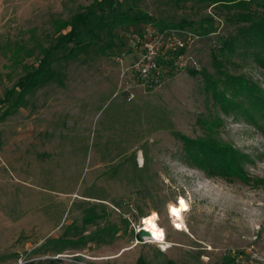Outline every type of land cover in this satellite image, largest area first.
<instances>
[{
	"label": "rangeland",
	"instance_id": "obj_1",
	"mask_svg": "<svg viewBox=\"0 0 264 264\" xmlns=\"http://www.w3.org/2000/svg\"><path fill=\"white\" fill-rule=\"evenodd\" d=\"M93 1L0 0V99L37 64L41 49L69 29L64 23ZM119 1L118 10L131 7L153 22L96 29L85 52L53 64L63 72L62 85L52 82L25 94L26 105L13 111L14 94L0 105V264H264V117L244 94L236 97L242 109L224 112L209 86L224 78L212 60L217 54L221 71L264 89V67L254 54L261 48L237 37L234 52L220 54L222 39L242 25L232 10L204 8L195 0ZM251 8L264 13V5ZM154 21L183 25L199 37L159 89L124 91L127 34ZM108 105L112 113L106 117ZM148 111L165 112L172 127L191 139L212 137L243 153L245 176L194 164L178 137L147 122ZM134 165L144 171L136 174ZM93 195L104 200L87 197ZM180 197L187 210L177 229L169 207ZM100 201L106 212L100 225L118 227L108 243L93 237L95 226L81 222L80 203ZM152 213L167 248L134 236ZM67 226L72 232L78 226L88 240L55 253L53 243L45 242Z\"/></svg>",
	"mask_w": 264,
	"mask_h": 264
},
{
	"label": "trees",
	"instance_id": "obj_2",
	"mask_svg": "<svg viewBox=\"0 0 264 264\" xmlns=\"http://www.w3.org/2000/svg\"><path fill=\"white\" fill-rule=\"evenodd\" d=\"M176 2L186 0H175ZM201 2L203 7H215L226 9L228 12L232 10L231 16L239 25L237 33L228 38H223L219 46L221 55L234 52V40L241 39L246 46H259L261 51L254 52L255 58L259 64L264 67V13L258 12L251 8V5H264V0H195ZM121 2L119 0H94L89 6L78 10L72 20L64 23V28L68 26V30L59 34L55 43H52L48 48L41 49V58L38 59L37 64L32 66V69L25 70V75L22 76L15 85L7 92L3 98L0 99V105L8 103L15 95V99L11 101V111L18 106H25V94L34 91L35 89L45 86L49 83L55 82L59 85L63 84V72L56 69L53 64L60 63L62 60H68L76 57L78 54L85 52L92 44L97 36L94 31L96 29H112L117 25L134 24L141 21L151 20L146 15L136 13L131 7L118 10ZM149 22V21H148ZM158 27H182L183 25H172L165 21L155 22ZM208 32L206 30L202 31ZM109 46L110 44H106ZM25 56L31 55V49L25 47ZM18 51V50H17ZM105 53V51H102ZM213 63L224 78L220 80H211L209 86L213 90V96L219 102L223 111L226 113L233 110L242 109L240 101L236 100L239 94H244L245 97L251 99V105L260 112L264 117V89L256 83L242 75L227 74L221 71L223 61L218 58L217 54H213ZM29 67V66H28ZM208 78L210 76L206 75ZM222 82L225 88L219 89L217 83ZM233 90L229 96L226 95V90ZM13 96V97H12ZM111 105L104 109L106 117L111 116ZM246 113L247 110H244ZM248 116H252L247 113ZM145 119L152 121L154 129H167L174 136L178 137L183 147L190 158V160L202 167L208 168L209 171L223 175V176H245L243 171V162L247 159L243 153L234 149L231 145L223 144L212 137H199L191 139L184 134L176 131L169 118L156 111H148L145 113ZM144 171L143 167L134 165V172ZM98 198L93 196H87ZM103 199V198H98ZM104 200V199H103ZM89 201V200H87ZM75 205L77 202L74 203ZM82 207V226H95L94 236L98 242L108 243L113 233L118 230L117 225L107 221L105 225H100V220L106 218L105 205L103 202H96L90 205L89 202L80 203ZM82 227V228H83ZM76 231H70V226L65 227L63 233L57 239H48L46 244L53 243L52 251L61 253L68 246L76 248L79 245L85 244L88 237L82 235L81 229L77 226ZM80 229V230H79ZM23 264H41V262L33 263L26 261Z\"/></svg>",
	"mask_w": 264,
	"mask_h": 264
},
{
	"label": "built area",
	"instance_id": "obj_3",
	"mask_svg": "<svg viewBox=\"0 0 264 264\" xmlns=\"http://www.w3.org/2000/svg\"><path fill=\"white\" fill-rule=\"evenodd\" d=\"M198 37L197 33L184 28L158 27L151 23L144 24L136 31H130L126 37L130 61L122 69V89L127 92L136 87L148 91L159 89L169 74L182 66L185 59L183 51ZM187 58L192 59L190 56ZM117 59L122 61L123 58ZM142 229L146 230L142 223L137 224L134 236ZM147 237L141 235V240Z\"/></svg>",
	"mask_w": 264,
	"mask_h": 264
},
{
	"label": "bare ground",
	"instance_id": "obj_4",
	"mask_svg": "<svg viewBox=\"0 0 264 264\" xmlns=\"http://www.w3.org/2000/svg\"><path fill=\"white\" fill-rule=\"evenodd\" d=\"M187 210V204L183 197L178 198L176 204L171 205L169 207V215L173 219V224L175 228L180 229L182 228L183 219L182 213ZM158 215L155 213L150 214L148 217L143 219L142 225L144 228L149 232L148 238L153 241H158L163 244L164 248H167L169 244L163 240V233L161 231L160 226L157 223ZM177 226H176V225Z\"/></svg>",
	"mask_w": 264,
	"mask_h": 264
},
{
	"label": "water",
	"instance_id": "obj_5",
	"mask_svg": "<svg viewBox=\"0 0 264 264\" xmlns=\"http://www.w3.org/2000/svg\"><path fill=\"white\" fill-rule=\"evenodd\" d=\"M141 235L149 236V232L147 230L142 229L140 233L135 235L136 239L141 240Z\"/></svg>",
	"mask_w": 264,
	"mask_h": 264
}]
</instances>
